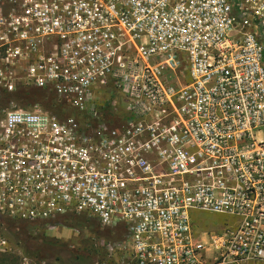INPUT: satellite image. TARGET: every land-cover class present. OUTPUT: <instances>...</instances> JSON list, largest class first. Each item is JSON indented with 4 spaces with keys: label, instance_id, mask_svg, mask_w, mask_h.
Returning a JSON list of instances; mask_svg holds the SVG:
<instances>
[{
    "label": "built area",
    "instance_id": "1",
    "mask_svg": "<svg viewBox=\"0 0 264 264\" xmlns=\"http://www.w3.org/2000/svg\"><path fill=\"white\" fill-rule=\"evenodd\" d=\"M29 88L61 109L0 110V215L122 227V264H264V0H0V97Z\"/></svg>",
    "mask_w": 264,
    "mask_h": 264
},
{
    "label": "rangeland",
    "instance_id": "2",
    "mask_svg": "<svg viewBox=\"0 0 264 264\" xmlns=\"http://www.w3.org/2000/svg\"><path fill=\"white\" fill-rule=\"evenodd\" d=\"M195 214L199 216L196 223L200 229L220 231L225 225L234 222V217L229 215L210 212H197ZM5 217L4 215H0V242L7 240V244L0 245V254H3L4 257L14 255L19 258L21 264H45L44 261L31 258L27 255V247L31 246L32 239L35 237L57 239L58 243L62 242L63 244H67L69 248H76L90 255H92V250L102 245V242L122 241L124 239L122 227H108V229L100 227L102 235L99 236L97 232H93L86 227L71 226L67 221L59 222L58 220L50 224L37 223L36 225H27V227L25 226L26 231H22L21 233L18 228L8 227L3 222ZM92 218L96 220V225H98L99 220L95 217ZM129 257L130 254L126 251L116 252L110 257L109 254L100 250V253L94 254L93 259L104 260L111 264H122L124 258ZM53 264L64 263L53 261Z\"/></svg>",
    "mask_w": 264,
    "mask_h": 264
},
{
    "label": "trees",
    "instance_id": "3",
    "mask_svg": "<svg viewBox=\"0 0 264 264\" xmlns=\"http://www.w3.org/2000/svg\"><path fill=\"white\" fill-rule=\"evenodd\" d=\"M12 100L31 104L40 103L45 109L54 112H59L61 109L57 96L52 92H47L46 90L40 88L23 89L14 94L5 93L2 97H0V110L6 107ZM56 220L59 222L67 221L71 226L86 227L93 232H97L99 236L102 235L100 227H103V229H108L107 226H103L100 222H98V225H96V220L87 214H66L60 216ZM3 222L10 228H18L22 233V231H26L25 226L27 227V225H36L37 223L46 224L49 222V220L27 221L6 216ZM27 250V255L29 257L42 260L45 262V264H53V261H60L64 264H111L110 262L100 259L94 260L93 256L94 254L100 253V250L106 254H109L110 257L113 255L108 252L104 245L92 250V256L79 249L69 248L67 244H63L62 242L58 243L57 239H42L38 237L32 239V244L31 246L27 247ZM0 264L21 263L19 262V258L14 255H7L4 257L3 254H0Z\"/></svg>",
    "mask_w": 264,
    "mask_h": 264
}]
</instances>
